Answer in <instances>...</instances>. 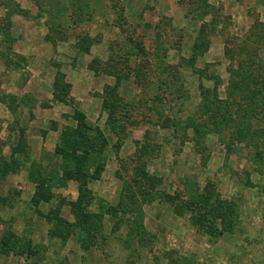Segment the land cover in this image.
I'll return each instance as SVG.
<instances>
[{"label": "rangeland", "instance_id": "374dc122", "mask_svg": "<svg viewBox=\"0 0 264 264\" xmlns=\"http://www.w3.org/2000/svg\"><path fill=\"white\" fill-rule=\"evenodd\" d=\"M232 70L264 80V0H0V264L264 254V107L250 98L264 84L242 82L239 108ZM216 85L223 123L201 110ZM73 134L75 157L59 149ZM80 160L99 176L89 218L74 213ZM25 176L37 187L19 206Z\"/></svg>", "mask_w": 264, "mask_h": 264}, {"label": "trees", "instance_id": "16d2710c", "mask_svg": "<svg viewBox=\"0 0 264 264\" xmlns=\"http://www.w3.org/2000/svg\"><path fill=\"white\" fill-rule=\"evenodd\" d=\"M79 9H81V8L79 7ZM248 40H249V44H251L252 43V39L249 38ZM253 44L255 45L256 43L253 42ZM241 50H242V48H241ZM247 57L250 60L253 59V62H255V58L258 59L257 54L253 55L252 53H247ZM245 60H240L239 68L241 69L242 72H243V67L245 65V62H244ZM242 72H238V70L237 71L232 70L233 78H232V80L230 82V86H229V89H228L229 96L232 95V97L235 98L234 102H235L236 105H238L239 108L242 107V104L240 103L241 99H244L243 96H241V94H240L241 93L240 89L241 88L245 89L244 86L242 85V82L246 83L247 78H248V87L252 86V85H255L257 83L256 80L259 81L260 83L264 84V80L261 82L260 78L255 73L256 71H254L253 73H255V74H252V75H244V74H242ZM263 79H264V75H263ZM219 85H216V87L213 89V91H212V99L211 100H209L207 96H203V99H202L201 110L204 111L205 116H207L209 119H211L212 123H218L220 121H221V123H223L225 118H222V117L231 116L232 114H234L232 109L231 110L228 109V110L224 111L225 102L223 100H221L219 98V95H218V89L217 88L219 87ZM253 87L254 86H252L250 88V91H251L250 98L252 99V97L254 95L257 98L258 103H260L261 107H264V88L261 89L258 84H256L255 88H253ZM233 92H238L237 93L238 95L235 94V96H234ZM11 98L13 100L17 99V97H15V96H11ZM238 98H239V100H237ZM227 114H229V115H227ZM234 125L235 126H239V125H241V123L235 121ZM76 139H77L76 134H73V136H70V135L68 136L67 135L66 138H65V141L68 142L67 144H71V145L70 146H66V148H65V145H61V146H59V149H62V151L71 150L72 154L74 153L73 155L75 157V155H76L75 152H77L79 150V147H78V143L79 142ZM69 155H71V154H69ZM12 163L15 165L16 162L13 161ZM73 163L77 164V160L75 162H73ZM79 165H80V169L79 170H81L82 173L79 174V176L77 175L75 177L80 182V196H79L78 203L74 204V211H75L74 213L78 217L79 216H83L84 218H89L90 213L82 211L83 210L82 203L84 202V199L89 198L91 201H92V199H95L93 193L87 189L88 183H89L88 177L92 176V178L97 179L99 176H98V174H96V172L93 173V172L88 171L85 168V165H83V161L82 160L79 161ZM83 171H87V172L85 173ZM5 173H8V170H6ZM85 192L86 193L89 192L88 193L89 195H85ZM145 201L146 200H144V202ZM122 207H124V205L120 203L116 208L119 210ZM108 209H111V208L109 207ZM109 211H111V210H109ZM94 216L97 217V219L100 220V221H102V219H103L102 215H100L98 213L94 214ZM196 221H198V220H196ZM141 232L143 233L144 230H142Z\"/></svg>", "mask_w": 264, "mask_h": 264}, {"label": "crops", "instance_id": "0c3cea01", "mask_svg": "<svg viewBox=\"0 0 264 264\" xmlns=\"http://www.w3.org/2000/svg\"><path fill=\"white\" fill-rule=\"evenodd\" d=\"M15 96V95H14ZM16 97V96H15ZM8 109V108H7ZM8 111H9V113H11L10 112V110L8 109ZM34 119V118H33ZM32 120V119H31ZM10 128V127H9ZM28 130H30V129H28ZM30 132V131H29ZM14 136H16V134L14 133ZM41 143H39V145H38V149H40V151L42 150V151H46L45 150V147L47 146V142H44V139L43 138H41V141H40ZM16 146L18 145L17 143L15 144ZM28 145H30V143L28 144ZM55 146H57V145H55ZM32 149V146H29V151ZM37 149V150H38ZM36 150V151H37ZM14 152H15V150H14ZM18 152V153H17ZM14 155L13 156H11L10 155V159H13V161H15L16 163H15V165H18V164H22L21 163V161L18 159V157H19V155L18 154H20L21 155V152L20 151H16L15 153H13ZM40 154V153H39ZM36 155V154H35ZM25 159H27V158H25ZM28 159H29V156H28ZM31 159V158H30ZM29 159V160H30ZM1 179H3V181H8L9 180V182H10V184H13V181L11 180L12 178L10 177V176H8V177H6V178H1ZM101 179H99L98 181H100ZM23 182L26 184V186L25 185H23V187H19V189L20 190H22V191H20L19 193H20V201H19V206H21L23 203H26V202H28V201H30L31 199H32V197H33V195H34V193H35V190H36V187H37V185H36V183H34V182H32V181H30V180H28V179H26V176L24 177V179H23ZM71 187V183L69 184V187L68 188H70ZM72 194H73V198L72 199H78L79 198V196H80V193H79V190L77 191H73L72 192ZM101 195V194H100ZM44 203H42L41 205V208L42 209H44V210H46L47 209V207H49L50 205H51V203L49 202V203H45L44 205H43ZM65 207H67L66 205H65ZM48 211V210H47ZM46 211V212H47ZM221 243H224V241H220ZM240 245V244H239ZM243 246H245L246 247V244H241V246L240 247H242V250H243V253H238L237 254V262L239 263V264H241V263H246V262H249V263H253V264H262V263H264V254H261V255H257V253H255V252H253V253H251V251H249V249H247V248H245V247H243ZM246 252H248V253H246Z\"/></svg>", "mask_w": 264, "mask_h": 264}]
</instances>
